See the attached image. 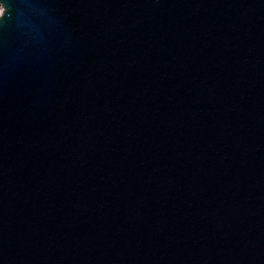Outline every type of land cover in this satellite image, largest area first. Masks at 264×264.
I'll return each mask as SVG.
<instances>
[{
  "label": "water",
  "instance_id": "95a60500",
  "mask_svg": "<svg viewBox=\"0 0 264 264\" xmlns=\"http://www.w3.org/2000/svg\"><path fill=\"white\" fill-rule=\"evenodd\" d=\"M0 4V264H264V0Z\"/></svg>",
  "mask_w": 264,
  "mask_h": 264
},
{
  "label": "rangeland",
  "instance_id": "374dc122",
  "mask_svg": "<svg viewBox=\"0 0 264 264\" xmlns=\"http://www.w3.org/2000/svg\"><path fill=\"white\" fill-rule=\"evenodd\" d=\"M0 7H1L0 9H1V12H2V6H1V4H0Z\"/></svg>",
  "mask_w": 264,
  "mask_h": 264
},
{
  "label": "bare ground",
  "instance_id": "6f19581e",
  "mask_svg": "<svg viewBox=\"0 0 264 264\" xmlns=\"http://www.w3.org/2000/svg\"><path fill=\"white\" fill-rule=\"evenodd\" d=\"M1 8V7H0ZM0 14H1V9H0Z\"/></svg>",
  "mask_w": 264,
  "mask_h": 264
}]
</instances>
